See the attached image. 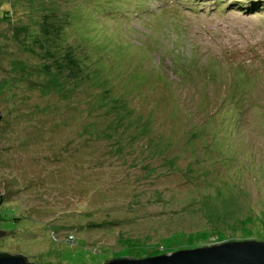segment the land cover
Returning <instances> with one entry per match:
<instances>
[{"label": "rangeland", "instance_id": "1", "mask_svg": "<svg viewBox=\"0 0 264 264\" xmlns=\"http://www.w3.org/2000/svg\"><path fill=\"white\" fill-rule=\"evenodd\" d=\"M0 221L32 264L264 241V0H0Z\"/></svg>", "mask_w": 264, "mask_h": 264}, {"label": "water", "instance_id": "2", "mask_svg": "<svg viewBox=\"0 0 264 264\" xmlns=\"http://www.w3.org/2000/svg\"><path fill=\"white\" fill-rule=\"evenodd\" d=\"M0 264L32 263L23 257L0 254ZM107 264H264V241H231L143 259L118 258Z\"/></svg>", "mask_w": 264, "mask_h": 264}, {"label": "trees", "instance_id": "3", "mask_svg": "<svg viewBox=\"0 0 264 264\" xmlns=\"http://www.w3.org/2000/svg\"><path fill=\"white\" fill-rule=\"evenodd\" d=\"M10 13V10L9 11H7L6 13H5V16H7V17H9L8 16V14ZM4 19V18H3ZM22 219V217H16L15 218V222L17 223V222H20V220ZM1 222V221H0ZM5 234H6V232H4V231H2L1 229H0V239H2V238H4V236H5ZM3 236V237H2ZM69 243H71V244H74L75 243V238H74V236L73 235H70L69 237ZM77 244V243H76ZM74 246H76V245H74ZM0 254H7V255H10V256H16V257H23L27 262H29V260L26 258V257H24V256H19V255H11V254H8V253H6V252H0ZM156 257V256H155ZM147 258H149V257H147ZM138 259H143V258H138ZM108 260H111V261H113V260H115V258H113V259H108ZM109 261H105L104 262V264H107ZM30 263V262H29Z\"/></svg>", "mask_w": 264, "mask_h": 264}, {"label": "bare ground", "instance_id": "4", "mask_svg": "<svg viewBox=\"0 0 264 264\" xmlns=\"http://www.w3.org/2000/svg\"><path fill=\"white\" fill-rule=\"evenodd\" d=\"M171 1V0H170ZM68 2V1H67ZM221 2V1H220ZM245 2V1H244ZM246 4V3H245ZM256 5H260L259 3H257ZM67 9V8H66ZM132 16V15H131ZM259 18V17H258ZM68 40V39H67ZM63 44V43H62ZM34 75V74H33ZM85 85V84H84ZM79 92V91H78ZM40 95V94H39ZM78 95V94H77ZM81 97V96H80ZM92 101V100H91ZM78 112H80L78 110ZM241 115V114H240ZM76 116V115H75ZM84 116V115H83ZM76 121V120H75ZM141 143V142H140ZM129 184V183H128ZM211 194V193H210ZM208 199V198H207ZM141 201V200H140ZM68 238V237H67ZM118 248V247H117ZM114 251V250H113ZM108 261V260H107ZM104 264V263H103Z\"/></svg>", "mask_w": 264, "mask_h": 264}]
</instances>
